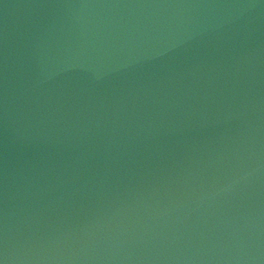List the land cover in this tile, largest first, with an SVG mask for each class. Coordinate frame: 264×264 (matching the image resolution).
Instances as JSON below:
<instances>
[{
  "label": "water",
  "instance_id": "obj_1",
  "mask_svg": "<svg viewBox=\"0 0 264 264\" xmlns=\"http://www.w3.org/2000/svg\"><path fill=\"white\" fill-rule=\"evenodd\" d=\"M4 264H264V0H0Z\"/></svg>",
  "mask_w": 264,
  "mask_h": 264
},
{
  "label": "snow or ice",
  "instance_id": "obj_2",
  "mask_svg": "<svg viewBox=\"0 0 264 264\" xmlns=\"http://www.w3.org/2000/svg\"><path fill=\"white\" fill-rule=\"evenodd\" d=\"M0 264H4V260L3 259H0Z\"/></svg>",
  "mask_w": 264,
  "mask_h": 264
}]
</instances>
